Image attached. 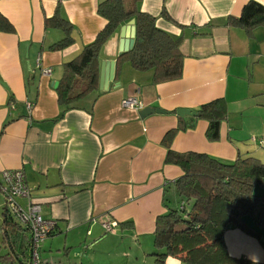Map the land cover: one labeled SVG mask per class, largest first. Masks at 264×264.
<instances>
[{
	"label": "crops",
	"instance_id": "0c3cea01",
	"mask_svg": "<svg viewBox=\"0 0 264 264\" xmlns=\"http://www.w3.org/2000/svg\"><path fill=\"white\" fill-rule=\"evenodd\" d=\"M102 1L63 0L61 15L73 26L74 41L51 51L63 36L44 25L56 0H0V13L14 27L0 33V173L21 169L30 198L18 203H38L41 216L56 222L40 247L41 264H156L155 220L166 211V199L177 204L173 182L182 174L164 163L161 140L170 129L193 123L175 134L176 152L225 161L251 155L264 162V25L249 35L225 24L248 0H141L140 10L155 17L156 27L180 40L181 76L155 83L151 70L117 61L128 21L99 53V77L114 62L107 88L99 89L98 78L99 92L62 113L55 91L62 63L106 24L97 13ZM46 67L50 75L42 74ZM128 97L165 113L142 118L141 109L122 106ZM217 98L225 99L227 118L212 142L205 137L207 121L177 110L196 112ZM106 220L116 222L113 231L102 227ZM223 242L229 255L264 263V246L241 229H226ZM13 254L25 262V255ZM164 264L184 263L168 256Z\"/></svg>",
	"mask_w": 264,
	"mask_h": 264
},
{
	"label": "trees",
	"instance_id": "16d2710c",
	"mask_svg": "<svg viewBox=\"0 0 264 264\" xmlns=\"http://www.w3.org/2000/svg\"><path fill=\"white\" fill-rule=\"evenodd\" d=\"M62 1L56 0L53 15L44 21L45 27L63 31L62 38L49 46L51 51L61 50L74 41L73 26L61 15ZM140 1L104 0L98 4L97 13L106 24L77 55L62 63L55 88L62 113L78 108L85 97L99 92L100 50L118 27L131 19L135 21L134 45L121 53L117 61H127L136 71L151 70L155 83L181 76L180 40L157 28L155 17L140 10ZM161 13L169 17L164 8ZM225 24L242 28L251 35L254 29L264 25V5L248 0L239 16H228ZM1 32L13 33L14 27L0 13ZM195 118L207 121L205 137L217 141L220 124L227 118L225 99L202 104ZM187 127H193V123L168 130L161 140L166 148L164 163L178 166L182 174L173 182L177 204L171 205L166 199V211L155 220L151 255L156 264H164L168 256L184 264H264L229 255L223 242L224 231L236 227L264 246V195L255 194L256 187L264 185V162L251 155H238L233 161H225L206 153L172 150L175 134ZM2 216L3 242L10 249V255L4 259L25 264L14 258L13 253L26 255L28 241L19 234L21 228L16 220L5 210Z\"/></svg>",
	"mask_w": 264,
	"mask_h": 264
},
{
	"label": "built area",
	"instance_id": "2783aa9c",
	"mask_svg": "<svg viewBox=\"0 0 264 264\" xmlns=\"http://www.w3.org/2000/svg\"><path fill=\"white\" fill-rule=\"evenodd\" d=\"M51 68L42 69V74L50 75ZM125 108L142 109L144 103L135 97H128L122 100ZM29 108L30 105L28 104ZM0 192L4 197L3 208L18 224L29 233L26 250L25 264H41L40 247L43 241L54 230L56 222L52 219H44L40 213L38 203L29 200L26 208L18 203L20 198H30L29 188L24 179L21 169H6L0 173ZM106 232H111L117 225L115 221H101Z\"/></svg>",
	"mask_w": 264,
	"mask_h": 264
},
{
	"label": "water",
	"instance_id": "95a60500",
	"mask_svg": "<svg viewBox=\"0 0 264 264\" xmlns=\"http://www.w3.org/2000/svg\"><path fill=\"white\" fill-rule=\"evenodd\" d=\"M135 21L134 19L129 20V22L126 25H123L121 27V35L123 34V41L120 44L119 52H127L130 50L135 41ZM113 69H114V62H111V67L109 66L108 69L103 68L100 71V77H99V89L105 90L108 86V82L113 77ZM57 82L55 83V87L57 86ZM153 113H165L164 110L159 108H153L146 106L143 109L140 110L139 115L144 118L150 114ZM178 115H196L195 111L191 110H184V109H178L177 110Z\"/></svg>",
	"mask_w": 264,
	"mask_h": 264
},
{
	"label": "rangeland",
	"instance_id": "374dc122",
	"mask_svg": "<svg viewBox=\"0 0 264 264\" xmlns=\"http://www.w3.org/2000/svg\"><path fill=\"white\" fill-rule=\"evenodd\" d=\"M255 194L257 195H264V189L260 190V188L256 187ZM3 203H4V197L2 193L0 192V264H17L15 261L11 262L8 259L5 260V256L10 255V249L6 245V243L3 242V236H2V210H3ZM119 264H122L121 262Z\"/></svg>",
	"mask_w": 264,
	"mask_h": 264
}]
</instances>
